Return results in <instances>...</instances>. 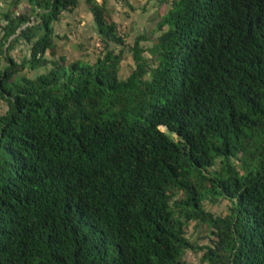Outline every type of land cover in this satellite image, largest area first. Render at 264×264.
<instances>
[{
    "label": "trees",
    "instance_id": "16d2710c",
    "mask_svg": "<svg viewBox=\"0 0 264 264\" xmlns=\"http://www.w3.org/2000/svg\"><path fill=\"white\" fill-rule=\"evenodd\" d=\"M24 1L0 26V264H264V0H169L147 48L83 0L92 62L52 31L79 0Z\"/></svg>",
    "mask_w": 264,
    "mask_h": 264
},
{
    "label": "rangeland",
    "instance_id": "374dc122",
    "mask_svg": "<svg viewBox=\"0 0 264 264\" xmlns=\"http://www.w3.org/2000/svg\"><path fill=\"white\" fill-rule=\"evenodd\" d=\"M130 7L122 5L121 0H107V9L109 11L110 17L116 22L117 33L124 37L125 45L129 46L132 43L133 38L137 34H142L147 38V40L142 41V46L147 48L152 42H154L155 37L158 32L155 29L157 21L165 13L166 9L169 7V0H129ZM28 10L30 7L27 8ZM96 36L91 35L84 37L82 41V36L77 38L80 39L79 47L71 44V50L66 52L61 49L58 51L59 54L65 56L67 61L81 59L88 62L94 60V55L96 54V49L93 47ZM65 41V40H64ZM11 55L17 60L21 55L20 50L11 52ZM143 55L146 58H150L146 51H143ZM132 67V60L129 51L124 48V53L119 67V77L124 78L128 70ZM37 71H27L23 70V74L31 77L37 74ZM5 110V104L0 101V113ZM160 129H162L160 127ZM174 138V136L172 135ZM204 208L209 212L218 215H223L226 213L227 205L223 200H217L215 202L205 201ZM185 236L189 239L190 243H194L198 246L209 244V240L213 237L208 233V226L206 223H200L198 221H189L184 226ZM201 251L185 250L182 255V260L184 264H206L200 261Z\"/></svg>",
    "mask_w": 264,
    "mask_h": 264
},
{
    "label": "crops",
    "instance_id": "0c3cea01",
    "mask_svg": "<svg viewBox=\"0 0 264 264\" xmlns=\"http://www.w3.org/2000/svg\"><path fill=\"white\" fill-rule=\"evenodd\" d=\"M12 1L13 0H0V26L3 25L4 23V20H2L1 18L2 14L8 11L23 12L25 10H28L27 9L28 5L24 0H20L15 6H12ZM104 1L107 7V0ZM52 31H53V35L66 37L65 41L63 40L56 41L57 52L60 51L61 49L65 50L66 52H69L71 50V44H74L76 45V47H79L80 39L77 38L81 36H82V41H84V37H88L91 35L96 36L91 15L87 9V6L84 4L83 0H79L75 8L61 13L59 20L52 23ZM0 35H1V31H0ZM17 50H20L21 52V55L19 56L20 59L26 52L25 46H23L19 42L15 45L13 49V51H17Z\"/></svg>",
    "mask_w": 264,
    "mask_h": 264
},
{
    "label": "built area",
    "instance_id": "2783aa9c",
    "mask_svg": "<svg viewBox=\"0 0 264 264\" xmlns=\"http://www.w3.org/2000/svg\"><path fill=\"white\" fill-rule=\"evenodd\" d=\"M93 47H94V49H96V51H99L101 49V43L99 42L98 39L96 41H94Z\"/></svg>",
    "mask_w": 264,
    "mask_h": 264
}]
</instances>
